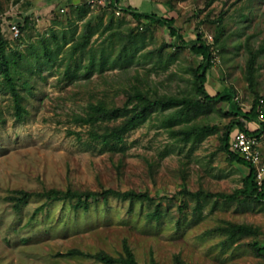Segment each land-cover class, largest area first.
<instances>
[{
	"label": "rangeland",
	"instance_id": "obj_1",
	"mask_svg": "<svg viewBox=\"0 0 264 264\" xmlns=\"http://www.w3.org/2000/svg\"><path fill=\"white\" fill-rule=\"evenodd\" d=\"M155 1L181 38L100 0L51 10L0 0V264H105L96 256L121 257L124 245L138 264H264V199L215 196L242 189L248 174L223 136L232 110L264 99V0ZM199 33L214 56L205 88L231 101L201 100L202 58L190 49ZM137 92L200 102L156 107L110 138ZM94 107L121 110L78 120L98 115ZM106 189L148 198L109 194L84 208L51 192Z\"/></svg>",
	"mask_w": 264,
	"mask_h": 264
},
{
	"label": "trees",
	"instance_id": "obj_2",
	"mask_svg": "<svg viewBox=\"0 0 264 264\" xmlns=\"http://www.w3.org/2000/svg\"><path fill=\"white\" fill-rule=\"evenodd\" d=\"M108 2L111 5L117 6V0H108ZM121 10H123L125 13L131 15L133 18L140 20L142 18L148 19L151 22H156L162 26H165L168 30V33L171 37L173 38H181V36L178 33V28L174 24V19L167 17L165 15H160L155 12H145V11H139L138 9L127 6V7H122ZM218 33L216 34V42L218 41V37L222 33V29L219 28ZM190 49L192 52L196 54H200L202 61L198 64V66L195 68V75L197 77L198 81V92L201 95V100L208 102L211 100H223V101H231L232 100V95L229 93H216L215 95H210L209 92L205 88V83L207 81V76H208V71L211 69L213 66V53H212V48L211 44L207 43L204 39L201 38V34L199 33L197 35L196 41L190 45ZM15 96V103L20 108L19 104V98L16 93H14ZM132 98H135L139 101V104H137V108L133 111L132 115L129 116L125 123L120 126V127H113L111 128L109 132V137L114 138V139H121L122 133L127 131L128 129H131L136 126V124L140 121H142L146 114L151 112L154 108L156 107H161V108H168L169 106L172 105H179V104H185V105H196L199 103V100H189V99H173V98H166V99H155L151 100L147 96H145L142 93H135L132 95ZM260 99V98H259ZM259 99L255 101L254 105L248 112H243L240 109L238 110H232L233 114L236 115V119H234L229 126L227 127V130L224 133L223 136V148L224 150L228 153L229 158L232 161H236L248 169V174L244 179V185L242 189L237 190L233 194H217L215 196L221 197V198H226V199H233L235 198L236 195L239 193H243L248 196L264 199V191H259L258 186L254 181V172L252 169L251 164L244 160L241 156L238 154H235L230 151L229 149V138H230V133L233 128L238 127L241 130L247 131V128L245 127V124L247 122H252L256 119L257 117V105L259 103ZM95 111L98 113V115H90L89 117H79V121L84 122V123H93L99 119L107 120V119H113L117 117L120 113V108H115V109H108L104 107H94ZM56 193L57 197L59 194H63L65 197H78V200H83L84 202V208L88 207V200L91 198H101L104 197L105 195H118L123 198H138V199H144L148 198L147 193L143 192H137V191H126V192H119L115 191L113 189H106L103 191H95V192H86V193H72L71 191H66L65 193H62L60 191H51ZM23 198L25 196L30 195L29 193L23 192L22 193ZM214 195V194H211ZM237 230L244 231L246 227H237ZM256 249L260 253H264V246H259L256 243ZM69 254H83L82 252L78 250H71L69 251ZM98 260L105 264H115V263H123V264H138L136 261L133 252L131 249L127 246L124 245V254L121 257H112L107 254H98L96 256ZM155 264V263H153Z\"/></svg>",
	"mask_w": 264,
	"mask_h": 264
},
{
	"label": "built area",
	"instance_id": "obj_3",
	"mask_svg": "<svg viewBox=\"0 0 264 264\" xmlns=\"http://www.w3.org/2000/svg\"><path fill=\"white\" fill-rule=\"evenodd\" d=\"M108 2V0H100ZM11 31L18 34L15 25ZM252 127L247 126V131L238 127L232 129L229 138V149L248 161L254 172V181L259 191H264V99H260L257 105V117L252 121Z\"/></svg>",
	"mask_w": 264,
	"mask_h": 264
},
{
	"label": "crops",
	"instance_id": "obj_4",
	"mask_svg": "<svg viewBox=\"0 0 264 264\" xmlns=\"http://www.w3.org/2000/svg\"><path fill=\"white\" fill-rule=\"evenodd\" d=\"M77 0H42L43 2V9L46 10H51V8L61 5L62 3H73ZM157 2L155 0H117V6L122 8V7H127L131 6L136 9L138 7H146V9H150V11H155L154 8H156ZM142 11V10H139ZM146 12V11H145Z\"/></svg>",
	"mask_w": 264,
	"mask_h": 264
}]
</instances>
